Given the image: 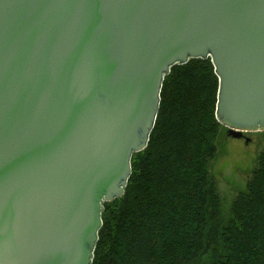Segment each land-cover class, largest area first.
I'll return each instance as SVG.
<instances>
[{
    "label": "water",
    "instance_id": "95a60500",
    "mask_svg": "<svg viewBox=\"0 0 264 264\" xmlns=\"http://www.w3.org/2000/svg\"><path fill=\"white\" fill-rule=\"evenodd\" d=\"M210 58L215 117L264 131V0H0V264H91L164 77Z\"/></svg>",
    "mask_w": 264,
    "mask_h": 264
},
{
    "label": "trees",
    "instance_id": "16d2710c",
    "mask_svg": "<svg viewBox=\"0 0 264 264\" xmlns=\"http://www.w3.org/2000/svg\"><path fill=\"white\" fill-rule=\"evenodd\" d=\"M217 90L210 58L170 68L124 193L103 204L91 264H264V131L245 189L224 215L209 172L224 128Z\"/></svg>",
    "mask_w": 264,
    "mask_h": 264
},
{
    "label": "rangeland",
    "instance_id": "374dc122",
    "mask_svg": "<svg viewBox=\"0 0 264 264\" xmlns=\"http://www.w3.org/2000/svg\"><path fill=\"white\" fill-rule=\"evenodd\" d=\"M244 138H233L222 128L216 137V153L209 162L210 176L216 181L221 196V209L228 214L235 196L245 189V182L256 165L258 154L263 150L259 132L245 133Z\"/></svg>",
    "mask_w": 264,
    "mask_h": 264
}]
</instances>
